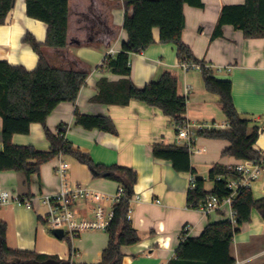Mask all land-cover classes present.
<instances>
[{"label":"crops","instance_id":"1","mask_svg":"<svg viewBox=\"0 0 264 264\" xmlns=\"http://www.w3.org/2000/svg\"><path fill=\"white\" fill-rule=\"evenodd\" d=\"M244 2L203 0V8L186 4L183 41L198 60L212 65L216 78L232 82L235 107L242 117L250 120V129L254 126L260 128L254 150L264 155V38H246L241 30L226 25L222 37L211 39L222 8ZM69 9L67 45L63 48L44 46L43 51L51 65L87 71L90 76L81 88L76 103H61L47 118L46 125L57 132L64 124L66 140L90 154L95 163L117 164L137 172L133 196L138 198L133 197L130 212L131 222L141 239L137 244L122 248L123 264H169L176 257L186 225L189 226V236L198 237L209 223L230 219V207L209 215L190 208L187 204L188 179L193 173L177 172L170 161L153 156L154 144H176V126L171 117L141 101L133 100L125 106L91 101L98 93L97 83L101 78L115 82L122 79L100 66L108 56L120 52L123 43L128 40L123 27V1L69 0ZM27 33L43 44L47 24L27 15L26 0H16L6 23L0 24V60L28 70L35 69L40 57L23 42ZM154 37L155 44L141 54L131 56L130 78L135 86L144 88L150 82L158 81L165 72H170L178 80V94L187 100V121L193 124L212 123L214 130L230 131L221 97L206 89L202 72L184 71L176 45L160 43L157 28ZM217 66H223V69L217 71ZM76 110L82 114L110 117L117 133L84 129L76 124ZM2 123L0 116V150L3 149ZM13 143L43 151L51 147L41 123H32L28 134H15ZM228 146L229 142L225 139L199 134L196 137L195 148L199 152L191 151L193 175L205 180L208 191L214 187V182L208 178L214 165L233 168L242 161L223 155ZM60 161L69 164L67 180L70 185L82 184L106 195L117 193L118 182L94 177L87 165L72 156H59L44 164L40 174L33 175L30 182L23 172L0 171V193L6 191L12 196L36 198L57 192L60 179L56 167ZM251 189L255 198L264 197V176L255 181ZM97 205L79 202L75 207L78 217L92 216ZM48 212L47 206L40 201L34 202L33 209L13 202L1 205L0 220L8 226V246L57 256L61 260L72 257L77 264H98L102 261L103 250L108 244L105 231H84L76 239L57 238L44 220ZM231 255L235 264H264V220L256 209L251 212V220L235 235Z\"/></svg>","mask_w":264,"mask_h":264},{"label":"trees","instance_id":"2","mask_svg":"<svg viewBox=\"0 0 264 264\" xmlns=\"http://www.w3.org/2000/svg\"><path fill=\"white\" fill-rule=\"evenodd\" d=\"M122 1L125 9L123 27L128 34V40L123 43L120 52L108 56L100 66L102 70L121 76L122 79L115 82L106 77L101 78L97 83L98 93L91 101L122 106L133 100L144 102L171 117L177 131L178 126L187 120V100L178 94L177 78L172 73L165 72L158 81L138 88L130 78L131 56L141 54L155 44L154 30L157 28L160 31V43L176 45L180 63L201 62L184 43L183 33L186 28L184 6L188 4L203 8V0ZM15 4L16 0H0V24L6 23ZM26 10L29 17L47 24V35L43 44L31 33L23 37V42L30 45L40 57L35 69L28 70L24 66L0 60V116L3 121L0 171L23 172L30 182L33 175L40 174L44 164L59 156H72L79 163L87 165L94 177L118 182L125 193L114 205V218L106 230L108 244L103 250L102 261L98 264H123L122 248L137 244L141 239L131 220L127 219L138 174L133 168L95 163L90 154L75 148L66 140L64 124L59 126L57 132L47 127V118L61 103H76L81 88L90 75L87 71L62 69L51 65L43 51L44 46L63 48L67 45L69 0H26ZM226 25L241 30L246 38H264V0H245L242 4L224 6L211 39L222 37ZM201 72L206 89L221 97L222 108L231 129H212L200 131L198 134L227 140L229 146L224 150V156L239 160H260V154L254 150L260 128L254 126L250 129V120L238 113L232 97V82L216 78L212 69L204 67ZM75 121L86 130L117 133L112 119L108 116L82 114L76 110ZM32 123L44 125L45 135L51 143L49 150L13 143V136L28 134ZM152 154L155 158L170 161L177 172L195 173L191 152L186 146L156 143L153 145ZM237 175L233 168L222 164L214 165L208 177L214 182L213 189L206 190L205 180L197 177L196 188L187 192L188 206L197 209L209 197L223 200L231 192L227 187V178ZM218 177L221 180H217ZM232 207L235 222L226 218L209 223L198 237H191L182 230V240L176 250V257L169 264H235L231 255L234 237L251 220L253 209L264 220V197L257 199L251 188H242L234 198ZM7 229V224L0 220V264H26L28 261L43 263L50 259L61 264H77L72 261V257L61 260L57 256L10 248L7 244Z\"/></svg>","mask_w":264,"mask_h":264},{"label":"built area","instance_id":"3","mask_svg":"<svg viewBox=\"0 0 264 264\" xmlns=\"http://www.w3.org/2000/svg\"><path fill=\"white\" fill-rule=\"evenodd\" d=\"M180 66L186 72L190 70L202 71L204 67L212 69V65L210 64H203L202 62L195 61L182 62ZM216 69L217 71H221L223 66H217ZM214 128L215 125L212 123L193 124L186 120L184 124L178 126L175 143L180 146L188 147L190 152H199V150L195 148V141L198 133ZM259 154L261 157L260 160H242L233 167V170L236 171L238 175L236 177L230 176L227 178V187L231 191L227 197L223 200L217 197H209L205 203L197 208V210L201 211L204 215H209L214 212L222 211L225 207H230V220L235 222V212L232 204L239 190L242 188H251L255 181L264 176V155L262 153ZM68 167L69 164L65 161H60L56 167V174L60 179V188L57 192L53 194H43L36 198H21L12 196L9 192L5 191L0 193V206L13 202L27 209H33L34 202L40 201L47 206L49 210L47 216L44 218L47 225L52 229H62L64 231V236L70 239L79 236L82 232L87 230L106 232L114 218V205L124 196V188L119 186L117 193L106 195L82 184L70 185L67 180ZM217 180H221V177H218ZM196 186V177L190 174L188 179L189 191L194 190ZM134 198H138V196ZM101 199L109 200L112 204L111 208L105 209L103 206L97 205L92 211V216L88 218L78 217L75 207L79 202ZM127 219L131 220L130 211ZM183 231L188 232L189 226L186 225Z\"/></svg>","mask_w":264,"mask_h":264},{"label":"water","instance_id":"4","mask_svg":"<svg viewBox=\"0 0 264 264\" xmlns=\"http://www.w3.org/2000/svg\"><path fill=\"white\" fill-rule=\"evenodd\" d=\"M51 233L56 236L57 238L63 239L64 237V231L62 229H52ZM19 261V260H18ZM26 264H61L59 261L50 259L46 262L40 263L39 261H28Z\"/></svg>","mask_w":264,"mask_h":264},{"label":"rangeland","instance_id":"5","mask_svg":"<svg viewBox=\"0 0 264 264\" xmlns=\"http://www.w3.org/2000/svg\"><path fill=\"white\" fill-rule=\"evenodd\" d=\"M88 202H89V204H92L93 206H95V204L96 205L99 204V205L103 206L105 209H110L111 206H112L111 202L109 200H106V199L95 200V201H88ZM90 202H92V203H90ZM93 202H95V204H93ZM87 231H91V230H87ZM76 238L77 237H74V238L72 237V239H76Z\"/></svg>","mask_w":264,"mask_h":264}]
</instances>
